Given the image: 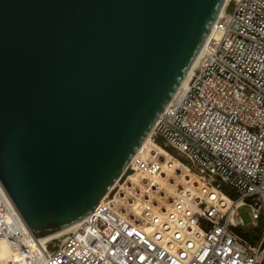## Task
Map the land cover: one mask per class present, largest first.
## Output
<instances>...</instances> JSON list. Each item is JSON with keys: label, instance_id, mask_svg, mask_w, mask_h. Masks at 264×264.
Returning <instances> with one entry per match:
<instances>
[{"label": "water", "instance_id": "water-1", "mask_svg": "<svg viewBox=\"0 0 264 264\" xmlns=\"http://www.w3.org/2000/svg\"><path fill=\"white\" fill-rule=\"evenodd\" d=\"M224 0H0V183L36 239L85 218Z\"/></svg>", "mask_w": 264, "mask_h": 264}, {"label": "built area", "instance_id": "built-area-1", "mask_svg": "<svg viewBox=\"0 0 264 264\" xmlns=\"http://www.w3.org/2000/svg\"><path fill=\"white\" fill-rule=\"evenodd\" d=\"M150 138L192 181L164 206L147 195L125 209L108 193L47 242L33 236L0 183V241L14 251L4 264H264V228L252 241L238 232L241 207L264 221V0H228ZM144 152L123 174L165 177L158 157Z\"/></svg>", "mask_w": 264, "mask_h": 264}, {"label": "bare ground", "instance_id": "bare-ground-1", "mask_svg": "<svg viewBox=\"0 0 264 264\" xmlns=\"http://www.w3.org/2000/svg\"><path fill=\"white\" fill-rule=\"evenodd\" d=\"M227 2H228V0H224V3L222 5L219 13H221L222 10L225 8ZM200 50H199L196 58L194 59L192 65L190 66L189 70L187 71V73H186L184 79L182 80L180 86L185 85V83L188 81L191 70H192L194 64L196 63V60H197L198 55L200 53ZM151 131L144 138V140L142 141L141 145L139 146V148H138L137 152L134 154V156L140 154L141 152H143L145 150L143 156L146 155V156H151V157H158V159L161 161V163L163 165V169L167 172L168 175H177L180 178V181L182 184L190 183L192 181L193 176H191L192 174L187 169V166L185 164H183L182 162H180L178 159L172 157L166 150H164L158 144L152 142L151 138H150ZM122 174H123V172H122ZM168 177H167V175L164 177L162 174L158 175V176H154V177H148L147 175L137 173V175L135 177H133V178L129 177L128 183L131 184V186L130 187L125 186L126 185L125 184L124 185L125 187L124 188L122 187L121 191L122 190H126V191L129 190L128 192H130L131 197H133L134 196L133 190L136 189V185L137 186L143 185V186H141L142 188L139 187L140 188L138 190L139 195H140V193L142 194V191H144L143 190L144 187L149 185L150 188L147 190V194L144 195V197H147V195H148L151 198V194L148 193L149 191L150 192H157V193L160 192L163 194L170 193V192L175 193L174 192L175 186L170 182V178H168ZM144 179H145V183L143 182ZM140 180H142V181H140ZM194 181H195V179H194ZM116 183H117V181H115L112 184L113 187L116 185ZM195 184L196 183H194V185ZM109 190L106 192V194H108L110 192ZM121 194L122 193H120L119 195H121ZM105 195L101 199H104L106 197ZM165 195H163V196H165ZM114 200H112V201H114ZM118 201H120V204L122 205V207L126 208V209L127 208L133 209L132 206L134 205V202H135L134 199L127 200L126 197H121V196H119ZM129 201H133V202L129 203ZM139 201H141V200H139ZM79 222L80 221H78V222H76V223H74V224H72L66 228H63L57 232H54L50 235L39 238V240L42 242H47L51 239L60 238L65 233H67L68 231L73 230L78 225ZM13 252H14L13 249L11 248V246L7 242L0 241V264H4L7 259L11 258L13 256Z\"/></svg>", "mask_w": 264, "mask_h": 264}, {"label": "rangeland", "instance_id": "rangeland-1", "mask_svg": "<svg viewBox=\"0 0 264 264\" xmlns=\"http://www.w3.org/2000/svg\"><path fill=\"white\" fill-rule=\"evenodd\" d=\"M174 158H176L175 156H174ZM124 172V171H123ZM122 175V174H121ZM137 175V173H135V172H133L132 170H127L123 175H122V177L120 176L116 181H117V183H116V185L113 187V185H112V187H110V192H109V194H108V198H112V197H114L112 200H114L116 197V199L114 200V202H116L115 204L116 205H119L120 204V201H118V198H119V196H121V197H126V199L127 200H131V199H134L135 200V202H134V204L136 203V201H139V200H141V201H143V196L144 195H146L147 193H145L144 195H143V192L144 191H142V194L140 193V195H139V187H141V186H143V185H136V189H134L133 190V193H134V196L133 197H131V193L130 192H128L129 190H122L121 191V189H122V187L124 188L125 186H131V184H129L128 182H129V177H131V178H133V177H135ZM169 176V177H168ZM167 177L168 178H170V182L175 186L174 188V192H176L177 191V188H180V185H184V184H182L181 183V181H180V178L177 176V175H168L167 174ZM140 181H142V180H140ZM127 182V183H126ZM144 183H145V179H144V181H143ZM126 184V185H125ZM123 185V186H122ZM125 185V186H124ZM135 186V185H134ZM142 188V187H141ZM145 188V187H144ZM144 190V189H143ZM120 193H122L121 195H119ZM149 194H151V199H153L154 201H157L160 205H167V202L168 201H170V199L173 197V195H174V193H165V194H163V193H160V192H148ZM130 194V195H129ZM163 195H165V196H163ZM106 196V195H105ZM131 198V199H130ZM136 198V199H135ZM146 198V197H145ZM129 203H131V201H129ZM121 205V204H120ZM122 206V205H121ZM123 208V207H122ZM132 208L133 209H136V206L135 207H133L132 206ZM126 209V208H125ZM128 209V208H127ZM238 215L241 217V219H242V221H243V223L245 224L244 226H243V228H240L241 229V231H252L257 225H258V223H254L253 221H252V219H251V217H250V214H249V210H248V208L247 207H241L239 210H238Z\"/></svg>", "mask_w": 264, "mask_h": 264}, {"label": "trees", "instance_id": "trees-1", "mask_svg": "<svg viewBox=\"0 0 264 264\" xmlns=\"http://www.w3.org/2000/svg\"><path fill=\"white\" fill-rule=\"evenodd\" d=\"M223 192H225L226 194H229V192L226 189H223ZM262 228H264V221H259L258 225L252 231H238V232L243 238L249 241H252L259 237L262 231Z\"/></svg>", "mask_w": 264, "mask_h": 264}]
</instances>
